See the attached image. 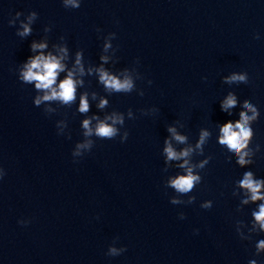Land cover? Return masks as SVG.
<instances>
[{
    "label": "water",
    "instance_id": "water-1",
    "mask_svg": "<svg viewBox=\"0 0 264 264\" xmlns=\"http://www.w3.org/2000/svg\"><path fill=\"white\" fill-rule=\"evenodd\" d=\"M32 11V33L21 38L16 32ZM109 33L116 34L112 41ZM60 37L69 66L82 49L86 70L98 67L103 43L110 42L105 66L139 73L135 85L143 96L109 95L95 74L83 77L78 90L89 92L87 115L125 114L123 143L119 135L92 137L91 151L73 157L86 118L77 111L78 96L70 108L53 102L57 112L50 114L34 106V85L22 83L18 69L39 54L31 42L47 43L44 54L58 55L52 44L61 45ZM232 72H246L248 83H223ZM229 91L238 97L232 115L220 108ZM101 96L109 100L104 110L96 108ZM245 99L260 113L250 145L260 151L240 168L217 141L219 126L239 118ZM129 108L135 119L127 118ZM149 109L155 111H141ZM60 120L66 128H57ZM170 124L188 137L183 145L171 141L177 151L195 148L200 130L211 133L204 154L191 157L192 164L212 157L200 170L202 182L178 197L185 201L179 205L170 203L177 194L165 187L169 176L183 174L175 166L182 160L164 171ZM0 168V264H264V253L254 255L264 233L242 240L236 232L237 221L250 227L256 205H240L244 197L232 194L244 172L264 178V0H81L76 9L62 0H0ZM188 196L195 201L187 204ZM206 200L210 209L200 206ZM241 231L249 234L247 226ZM109 247L126 251L108 256Z\"/></svg>",
    "mask_w": 264,
    "mask_h": 264
},
{
    "label": "clouds",
    "instance_id": "clouds-1",
    "mask_svg": "<svg viewBox=\"0 0 264 264\" xmlns=\"http://www.w3.org/2000/svg\"><path fill=\"white\" fill-rule=\"evenodd\" d=\"M81 0H62V4L65 8L76 9L80 7ZM22 13L17 12L15 17L19 18ZM37 19V13L35 11L30 12L27 17V23H20L21 30H17L16 35L21 38H26L31 35V25ZM15 19L9 21L10 26L15 25ZM44 31L50 32L51 28L46 26ZM99 31V29H98ZM109 40H113L116 37L115 33L108 34ZM257 38H259L257 36ZM61 45L56 43L52 44V47L59 53L58 55L48 52L44 54L46 48L49 47L47 43L31 42L30 50L32 53L39 51V54L35 56H29L25 62L21 64L18 69V79L24 84L34 85L36 95L33 98V104L36 107L44 105L45 113L57 112V108L52 107V103L55 102L60 106L70 108L77 101L78 96V113L84 115L86 118L82 120L81 128L83 129L84 139L75 145L72 152L73 157H80L84 153L91 151L95 141L92 137H96L101 140H112L118 135L123 143L128 138V131L125 130L121 134V127L125 124V114L116 110L105 114L102 118L97 114L91 116L87 115L91 110V104L89 102V92L84 90L78 92L80 88H84L85 80L83 77L91 76L95 74L97 76L98 83L104 88V91L109 95L113 93H131L136 91L138 95L143 96L144 91L137 89L135 80L140 78L139 73L134 77L132 72L135 68H124L117 72H113L105 65L109 64V57L103 55V52H107L113 47L112 43L104 42L102 52L99 56L98 67H85L83 50H77L74 54V63L69 66L66 61L70 60L69 48L64 42V37H60ZM61 74L63 78H61ZM206 79V77L204 78ZM222 82L228 85L248 83V74L246 72H232L227 76L222 77ZM152 83L151 80L148 81ZM96 92H92L91 98L96 99ZM240 107L244 110L239 111V118L234 122L229 120L219 126L218 144L228 152L232 154V158H235L236 164L240 168L250 166L254 163L253 157L260 151V145L257 144L255 148L250 147L255 137V132L252 128V124L257 122L260 116L258 108L249 102L243 100L239 102ZM238 105L237 95L229 91L227 95L220 101V108L228 115H232L230 110L236 108ZM109 106V100L104 96H101L96 108L104 110ZM143 114L155 111V109L141 110ZM251 113V115H249ZM127 118L135 119L134 113L131 108L127 110ZM66 128L67 122L65 120L57 121V128ZM119 126V127H118ZM167 133L171 134V139L165 137L163 141L162 155L164 157L165 168L167 171L169 167H172L171 162H179L175 165L179 169L183 170V174L169 176L165 182L166 188H171L177 194L170 198V203L173 205H179L185 203V201L178 197L185 196L192 192L197 185L202 182V176L200 170H203L206 165L212 159L211 156H206L198 164L191 163V157L194 154L203 155L204 146L207 144L211 133L207 130H200L198 140L195 142V148L188 146L180 151H177L172 144L174 139L178 144L187 143L188 137L181 135L177 132L176 127L171 124L166 128ZM59 131L58 134H62ZM198 150V152H197ZM166 157V159H165ZM231 159V158H230ZM2 169V168H0ZM0 174V178L4 175ZM242 189V193H237L235 190ZM233 195H242L244 198L240 199V205L255 204L256 208L252 210L251 225H246L243 221L236 222V232L242 240H251L253 234L264 233V178H257L252 171H246L243 173L241 179L235 182ZM195 196H188L187 204H191L195 201ZM213 202L211 200L204 201L200 206L204 209H210ZM240 207L237 211H242ZM180 219H184V214L180 213ZM21 224H26L27 221H19ZM241 226L248 227V235H245L241 231ZM126 251L124 247L117 249L115 247H109L106 255L118 256ZM264 253V239L259 240L255 244L254 255L259 256ZM249 264H257L255 259L250 260Z\"/></svg>",
    "mask_w": 264,
    "mask_h": 264
}]
</instances>
